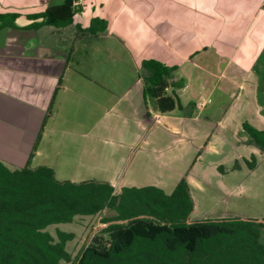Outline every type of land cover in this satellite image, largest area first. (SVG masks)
Here are the masks:
<instances>
[{"label":"crops","instance_id":"0c3cea01","mask_svg":"<svg viewBox=\"0 0 264 264\" xmlns=\"http://www.w3.org/2000/svg\"><path fill=\"white\" fill-rule=\"evenodd\" d=\"M63 1L0 0V13L19 14L0 28V160L115 193L170 194L184 179L190 221L239 218L204 205L242 191L235 172L251 155L253 169L264 164L241 129L264 130V0H73L81 11L72 23L29 28L26 15ZM95 16L107 21L103 32L78 30ZM145 59L177 66L174 110L158 112L144 95ZM213 89L231 99L218 119L200 114L211 101L197 106Z\"/></svg>","mask_w":264,"mask_h":264},{"label":"trees","instance_id":"16d2710c","mask_svg":"<svg viewBox=\"0 0 264 264\" xmlns=\"http://www.w3.org/2000/svg\"><path fill=\"white\" fill-rule=\"evenodd\" d=\"M80 11L73 0H64L26 17L32 29L64 27ZM18 16L0 13V28L15 27ZM106 27L107 21L95 16L78 30L95 35ZM141 68L144 95L158 112L174 110L178 102L168 88L177 66L145 59ZM241 129L264 152V130L247 121ZM255 160L254 155L245 160L248 169ZM192 204L184 179L170 194L154 186L115 193L107 182L61 181L51 167L9 168L0 160V264H264V223L240 218L190 221ZM106 208L113 215L103 218L105 227L74 257L66 249L72 233L57 229L53 237L47 230Z\"/></svg>","mask_w":264,"mask_h":264},{"label":"rangeland","instance_id":"374dc122","mask_svg":"<svg viewBox=\"0 0 264 264\" xmlns=\"http://www.w3.org/2000/svg\"><path fill=\"white\" fill-rule=\"evenodd\" d=\"M196 93L197 95L199 94L198 89ZM207 94L210 95L211 102H209L205 108H201L202 110L200 114L207 113L214 119H218L223 114L224 109L228 106L231 99L226 95H223L219 89H213L212 92L206 93L204 96ZM186 164L187 162L185 163V166ZM179 166L180 164L173 165V167L177 168H179ZM170 168H168V173ZM235 173L236 177L238 176L237 181L239 182V187L242 191L230 196L228 202L223 204V206H204L207 209L212 210L211 212L221 214L222 216L238 215L240 219L262 218L264 216V164L260 163L252 171L243 167L241 171H236ZM206 208L202 209L205 211ZM113 213L114 211L106 208L95 215H77L71 222L49 225L47 230L53 235V237H56L57 229L72 233V238L66 242V249L71 257H74L82 247L87 244L93 233L98 231V229L105 227V223H102L103 218L111 216ZM262 235L264 237V230L262 231Z\"/></svg>","mask_w":264,"mask_h":264},{"label":"water","instance_id":"95a60500","mask_svg":"<svg viewBox=\"0 0 264 264\" xmlns=\"http://www.w3.org/2000/svg\"><path fill=\"white\" fill-rule=\"evenodd\" d=\"M242 220H253V221H256V222H259V223H264V219L262 218H259V219H245V218H241ZM125 221V220H124ZM116 222H120V221H116ZM189 222V221H188ZM106 225V224H105ZM104 225V226H105ZM94 230V229H93Z\"/></svg>","mask_w":264,"mask_h":264},{"label":"built area","instance_id":"2783aa9c","mask_svg":"<svg viewBox=\"0 0 264 264\" xmlns=\"http://www.w3.org/2000/svg\"><path fill=\"white\" fill-rule=\"evenodd\" d=\"M209 101H210V99H208L206 102L205 101H199V102H197V106L202 107L203 105H205Z\"/></svg>","mask_w":264,"mask_h":264}]
</instances>
